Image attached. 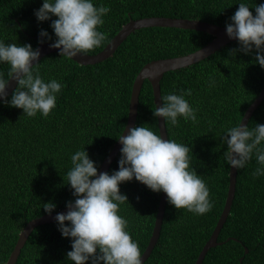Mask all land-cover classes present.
Returning a JSON list of instances; mask_svg holds the SVG:
<instances>
[{
  "label": "trees",
  "instance_id": "1",
  "mask_svg": "<svg viewBox=\"0 0 264 264\" xmlns=\"http://www.w3.org/2000/svg\"><path fill=\"white\" fill-rule=\"evenodd\" d=\"M94 6L109 7L104 24L106 34L101 51L131 18L171 16L195 18L218 25L232 23L231 17L245 3L255 15L264 0H92ZM43 0H0V41L36 49L41 29L56 41L52 21H39L35 11ZM214 39V35L193 29L152 26L132 32L116 52L104 61L82 65L51 53L37 66L45 82L63 85L56 94V107L48 117L39 112L28 117L23 109L0 101V264H6L20 232L27 222L47 213L43 206L55 204L52 212L74 202L67 171L71 156L85 149L97 169L111 151L127 124L135 78L154 59L193 52ZM231 42L192 65L168 71L161 80L162 97L192 90L185 96L196 109L197 122L178 117V125L166 121L169 139L188 145L191 166L205 181L213 207L203 215L176 209L167 203L161 236L143 264H195L210 238L225 206L230 165L224 157L228 145L223 136L238 126L246 110L264 87V67ZM236 49L235 54L232 50ZM10 65L0 62V73L8 78ZM214 82V83H213ZM211 85V86H210ZM13 93V92H12ZM12 94L6 97L11 100ZM151 82L146 79L140 94L136 126L160 135ZM264 124V100L252 114L249 129ZM264 148V142L259 146ZM121 151L108 174L119 170ZM262 167L255 155L238 169L237 189L230 214L219 234L222 244L211 248L203 264H264V175L252 173ZM128 202L119 215L128 221L127 231L145 251L157 216L160 192H154L133 177L119 185ZM69 221H65L70 226ZM71 237H64L58 222L39 225L28 238L16 264H75L67 259ZM246 248L249 251L246 253ZM99 252V250H97ZM86 264H92L91 259ZM100 264H103L101 261Z\"/></svg>",
  "mask_w": 264,
  "mask_h": 264
},
{
  "label": "clouds",
  "instance_id": "2",
  "mask_svg": "<svg viewBox=\"0 0 264 264\" xmlns=\"http://www.w3.org/2000/svg\"><path fill=\"white\" fill-rule=\"evenodd\" d=\"M109 11V7L94 6L92 0H43L35 15L39 21L50 19L49 14L58 17L51 24L57 39L50 47L60 49V56L71 59L101 46L107 37L97 28L104 24L103 17ZM255 13L245 3H239L231 17L232 23L226 25V32L230 38L238 39L239 51L250 54L254 46L255 59L264 67V4L255 6ZM40 36L51 39L43 29ZM39 57L40 50H33L31 44L18 46L0 41V62L10 65L7 79L0 73V98L10 106L23 109L28 117H35L39 112L46 118L56 107V94L63 85L55 79L44 81L38 68H34L39 64ZM10 80L17 81V87L9 101L6 85ZM191 95L192 90L187 89L180 94L163 96V106L153 109L154 117H163L172 126L178 125V117L196 123L197 110L185 99ZM118 139L123 145L119 170L111 175L98 174L85 149L71 156L67 183L76 199L74 204L67 202L69 211L58 213L55 219L62 235L73 238L67 259L75 264H86L90 259L92 264L101 261L103 264H143L139 245L127 231L128 221L119 215L120 205L128 202L119 185L133 177L154 192L166 193L168 202L178 210L203 215L213 207L205 181L191 166L188 145L163 139L145 126L132 127ZM223 140L228 145L224 157L229 165L243 169L255 155L262 167L252 175H264V148L259 147L264 142V124L249 129L240 122L226 130ZM43 208L51 214L55 204L48 202ZM65 221L71 222L70 226Z\"/></svg>",
  "mask_w": 264,
  "mask_h": 264
},
{
  "label": "water",
  "instance_id": "3",
  "mask_svg": "<svg viewBox=\"0 0 264 264\" xmlns=\"http://www.w3.org/2000/svg\"><path fill=\"white\" fill-rule=\"evenodd\" d=\"M152 26L177 27L183 29L204 31L214 35V39L209 43H207L206 45H204L203 47L193 52L175 57L154 59L146 63L141 68L133 84L130 105H129L128 120L125 129L123 130L121 135H127L129 130L132 127L136 126L139 103H140V94L146 79H148L152 84L153 93H154V102L156 107H161L163 106L161 80L163 79L166 72L180 69L192 65L194 63H197L209 57L210 55L220 50L222 47L226 46L227 44L238 41V39L230 38L227 35L226 26L218 25L216 23L195 19V18H183V17H171V16H147L136 19L131 18L127 23H125L122 26L119 32L110 40V42L101 51L95 54L79 53L76 56H74L72 59L82 65L95 64L104 61L116 52V50L120 47V45L126 40V38L132 32L141 28L152 27ZM40 38H41L40 41L42 40L43 43L39 41V44L36 47V49L40 50L39 61L44 56L49 55L51 53H60V49L50 47V44L54 43L55 41H44V37L42 36H40ZM35 63H37V61H33V64ZM16 87H17V81L10 80L9 84L6 85V90L8 94L7 97L10 94H12V92L15 90ZM3 99L4 98H0V101H2ZM263 100H264V87L262 88L261 92L256 97V99L251 103V105L246 110L241 120V123L243 125L248 124L252 114ZM157 118H158L160 135L162 136L163 139H169L166 121H164L163 117H157ZM122 147L123 145L118 139L115 142L109 154L103 160L100 169L98 170V174L102 172H108L112 162L115 160L116 156L118 155ZM229 176H230V181H229V188H228V194H227L225 206L210 238L208 239V241L205 243L202 250L200 251L195 264H203L208 251L211 248L216 247L217 245L223 243V241L218 240L219 234L230 214L232 204L235 198L236 189H237L238 169L230 165ZM167 203H168L167 195L162 191L159 201L157 216L155 220V226L152 235L150 237V241L145 251L141 255V259L143 263L150 257L156 244L159 241L163 227ZM68 211L69 209L66 206L62 209H59L56 212H51V214L45 213L41 216H38L28 221L26 226L20 232L19 238L6 264L17 263L23 247L25 246L28 238L30 237L31 233L34 231L36 227L46 223L56 222L55 217L57 216L58 213L66 214ZM245 251L247 253L249 249L246 248Z\"/></svg>",
  "mask_w": 264,
  "mask_h": 264
}]
</instances>
